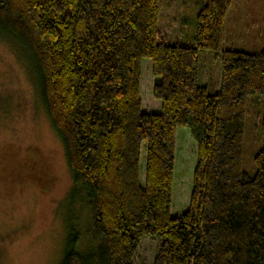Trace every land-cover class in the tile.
Here are the masks:
<instances>
[{"label": "trees", "instance_id": "16d2710c", "mask_svg": "<svg viewBox=\"0 0 264 264\" xmlns=\"http://www.w3.org/2000/svg\"><path fill=\"white\" fill-rule=\"evenodd\" d=\"M234 0H203L194 44L161 39L160 0H0V31L33 55L43 105L61 138L94 244L79 251L66 220L60 264H134L160 238L153 264H264V144L243 166L249 97L264 96V47L225 48ZM221 53L216 94L199 84V55ZM160 78L159 113L142 110V62ZM197 144L187 211L172 217L176 135ZM264 141V110L260 124Z\"/></svg>", "mask_w": 264, "mask_h": 264}, {"label": "rangeland", "instance_id": "374dc122", "mask_svg": "<svg viewBox=\"0 0 264 264\" xmlns=\"http://www.w3.org/2000/svg\"><path fill=\"white\" fill-rule=\"evenodd\" d=\"M161 39L170 44H194L195 23L181 24L184 6L196 18L195 0H160ZM183 10V7H182ZM176 18L168 20L169 15ZM177 14L178 17H177ZM225 48L249 53L264 47V0H234L225 22ZM199 84L210 94L218 92L221 53L199 55ZM160 78L153 75L152 60L142 62V110L159 113L153 96ZM249 97L245 120L244 169L254 175L255 154L263 147L260 124L264 96ZM197 164V144L186 127L176 135L172 217L189 207ZM74 187L63 142L53 129L43 105L40 76L33 55L21 41L0 31V264H60L70 214L80 216L79 251L93 250L90 209L78 197L66 201ZM143 238L134 264H153L160 238Z\"/></svg>", "mask_w": 264, "mask_h": 264}, {"label": "crops", "instance_id": "0c3cea01", "mask_svg": "<svg viewBox=\"0 0 264 264\" xmlns=\"http://www.w3.org/2000/svg\"><path fill=\"white\" fill-rule=\"evenodd\" d=\"M202 1L203 0H195V9H196V15H197V13H198V10H199V4H200V2L202 3ZM182 7H183V10H182ZM181 13L182 14V16H181V24L182 25H186V24H188L190 21L191 22H195L196 21V18L194 19V20H192V18L190 17V15H189V9H188V11L186 10V8L184 7V6H181L180 8H179V10H178V13ZM178 15L179 14H177V17H178ZM169 19L168 20H170V19H174V18H176V14L174 13H172V15H169V17H168Z\"/></svg>", "mask_w": 264, "mask_h": 264}]
</instances>
